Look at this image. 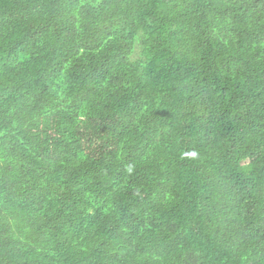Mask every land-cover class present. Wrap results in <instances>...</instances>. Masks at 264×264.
Instances as JSON below:
<instances>
[{"label": "trees", "instance_id": "1", "mask_svg": "<svg viewBox=\"0 0 264 264\" xmlns=\"http://www.w3.org/2000/svg\"><path fill=\"white\" fill-rule=\"evenodd\" d=\"M0 264H264V0H0Z\"/></svg>", "mask_w": 264, "mask_h": 264}, {"label": "bare ground", "instance_id": "2", "mask_svg": "<svg viewBox=\"0 0 264 264\" xmlns=\"http://www.w3.org/2000/svg\"><path fill=\"white\" fill-rule=\"evenodd\" d=\"M36 129V128H35ZM38 135V134H37ZM36 137V136H35ZM36 142V141H35ZM38 143V142H37ZM29 146V145H28ZM32 146V145H31ZM33 147V146H32ZM31 149V148H30ZM37 149V148H36ZM28 151V150H27ZM33 151V150H32ZM36 151V150H35ZM31 152V151H30ZM40 152V151H39ZM35 153V152H34ZM33 154V153H32ZM39 154V153H38ZM21 156V155H20ZM32 158V157H31ZM47 158V157H46ZM25 159V158H24ZM27 159V158H26ZM35 159H37V158H35ZM47 160V159H46ZM46 160H45V162H46ZM48 161V160H47ZM34 162V161H33ZM24 163V162H23ZM49 163V162H48ZM8 164V163H7ZM18 164V163H17ZM20 164V163H19ZM15 165V164H14ZM3 166V165H2ZM5 166V165H4ZM10 166V165H9ZM37 166V165H36ZM42 167V166H41ZM10 168V167H9ZM22 168V167H21ZM16 169V168H15ZM30 169V168H29ZM34 169V168H33ZM44 169V168H43ZM13 170V169H12ZM23 170V169H22ZM46 170V169H45ZM6 171V170H5ZM9 171H10V169H9ZM8 172V171H7ZM15 172H17V171H15ZM14 172V173H15ZM8 174V173H7ZM51 174V173H50ZM29 175H31V174H29ZM16 176V175H15ZM25 177V176H24ZM44 178V177H43ZM29 179V178H28ZM21 180H22V178H21ZM36 180V179H35ZM46 180V179H45ZM44 180V181H45ZM32 183H34V182H32ZM40 187V186H39ZM38 187V188H39ZM41 190V189H40ZM43 192V191H42ZM38 194V193H37ZM38 196V195H37ZM44 196V195H43ZM37 200V199H36ZM39 200V199H38ZM42 202V201H41ZM32 203V202H31ZM35 203V202H34ZM14 207V206H13ZM25 207H28V206H24V208ZM33 207V206H32ZM30 208V207H29ZM13 210V209H12ZM17 210V209H16ZM24 210V209H23ZM31 210V209H30ZM22 211V210H21ZM27 211V210H26ZM18 212V211H17ZM17 214V213H16ZM19 214V213H18ZM19 216H20V214H19ZM22 222V221H21ZM23 222H24V220H23ZM22 222V223H23ZM24 224H25V222H24ZM165 229V228H164ZM203 240V239H202ZM198 248V247H197ZM203 248V247H202ZM201 249V248H200ZM209 255V254H208ZM210 256V255H209ZM200 257H201V255H200ZM204 257V256H203ZM208 257V256H207ZM212 259V258H211ZM208 261V260H207ZM210 262V261H209ZM201 263V262H200Z\"/></svg>", "mask_w": 264, "mask_h": 264}]
</instances>
